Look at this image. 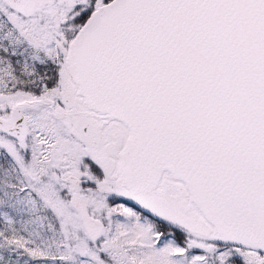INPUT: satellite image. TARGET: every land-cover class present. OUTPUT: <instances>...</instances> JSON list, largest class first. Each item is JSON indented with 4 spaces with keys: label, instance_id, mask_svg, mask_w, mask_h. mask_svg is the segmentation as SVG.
Segmentation results:
<instances>
[{
    "label": "snow or ice",
    "instance_id": "obj_1",
    "mask_svg": "<svg viewBox=\"0 0 264 264\" xmlns=\"http://www.w3.org/2000/svg\"><path fill=\"white\" fill-rule=\"evenodd\" d=\"M0 264H264V0H0Z\"/></svg>",
    "mask_w": 264,
    "mask_h": 264
}]
</instances>
